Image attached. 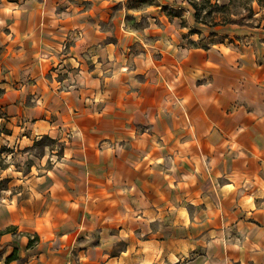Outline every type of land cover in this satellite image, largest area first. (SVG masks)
Here are the masks:
<instances>
[{"label": "crops", "instance_id": "crops-1", "mask_svg": "<svg viewBox=\"0 0 264 264\" xmlns=\"http://www.w3.org/2000/svg\"><path fill=\"white\" fill-rule=\"evenodd\" d=\"M119 2L0 1V122L70 134L2 264H264L263 26L188 47L187 3Z\"/></svg>", "mask_w": 264, "mask_h": 264}, {"label": "rangeland", "instance_id": "rangeland-1", "mask_svg": "<svg viewBox=\"0 0 264 264\" xmlns=\"http://www.w3.org/2000/svg\"><path fill=\"white\" fill-rule=\"evenodd\" d=\"M151 0H120L118 5L124 7L141 8ZM166 1V0H165ZM214 4V0H210ZM228 1V2H227ZM264 0L258 3L253 0H220L218 5L226 6L225 11L204 8L198 12L188 5V13L185 10L172 9L168 6H160L158 16L164 21L177 18L180 29H183L181 37L188 47L206 48L224 38L228 28L223 24V19L248 23L252 28L262 25L264 29V9L261 8ZM186 3V2H185ZM163 4L162 2L160 3ZM171 7H182L180 2L167 3ZM160 20V19H159ZM156 20V23H159ZM191 37L193 40H188ZM0 118H3L0 115ZM14 129L6 122H0V263L9 255L13 245L16 244V229L10 225L9 219L17 209H24L28 213L39 212L41 204L48 196L44 178L47 170L59 161L63 153L65 143L70 134L66 132L63 139L52 140L41 137L25 146L17 140L26 132L22 129ZM23 211V210H22ZM37 242L32 238L30 244Z\"/></svg>", "mask_w": 264, "mask_h": 264}, {"label": "trees", "instance_id": "trees-1", "mask_svg": "<svg viewBox=\"0 0 264 264\" xmlns=\"http://www.w3.org/2000/svg\"><path fill=\"white\" fill-rule=\"evenodd\" d=\"M1 1V0H0ZM7 1H13V0H7ZM183 2H186L194 11L198 12L200 9H204V8H210V9H217L219 11H225L226 10V6H221L218 5L216 2L217 0H214V4H211L210 0H182ZM256 1V3H258L260 0H253ZM264 9V2L261 5ZM223 24H229V25H237L240 27H249L252 28L248 23H240V22H236V21H227L225 19H223ZM31 241L29 242L28 245H30ZM15 253V249L13 251V253L11 254L10 257L5 259V262H9L10 260H12V257L14 256Z\"/></svg>", "mask_w": 264, "mask_h": 264}]
</instances>
